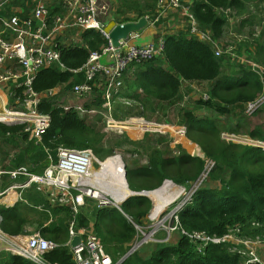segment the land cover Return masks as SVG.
<instances>
[{
	"label": "trees",
	"instance_id": "1",
	"mask_svg": "<svg viewBox=\"0 0 264 264\" xmlns=\"http://www.w3.org/2000/svg\"><path fill=\"white\" fill-rule=\"evenodd\" d=\"M118 1L120 9L116 22L120 24L137 22L145 15L153 14L158 2ZM191 8L201 27L210 29L217 41L223 36L227 24L224 14L219 12L220 8H233L240 16L247 13L244 0H192ZM62 10L60 7L53 8L51 14H62ZM72 34L77 36V32ZM79 36L78 43H64L60 47L61 63L67 70L63 71L60 65L42 70L33 83L36 93L42 94L59 86H67L66 90H71L75 85L85 82L83 71L73 74L71 70L82 68L90 53L101 51L108 42L94 30ZM164 39L163 57L133 65L130 67L134 69L132 77L127 75L130 69L125 75L126 90L121 98L138 103L142 111L137 113L135 107H121L115 117H145L147 110L155 112L162 104L173 106L180 99L183 82H208L211 84L208 101H198L193 109H180L181 123L187 127V138L195 145L190 152L201 154V148L204 159L192 157L180 145L179 154L175 155L169 145H163V140L157 141L152 134L140 141L128 138L117 140L113 143L115 147L143 152L148 160V165L127 167L126 178L130 190L153 191L166 180L175 185L187 186L202 178L208 164L212 162L215 165L194 194L192 204L179 213L181 226L189 232H206L218 237L239 227L242 236L264 237V149L227 142L222 138L224 132H231L264 143V125L241 132L242 126L230 131L224 122L236 108L245 113V105L258 98L263 91L260 77L254 73L251 65L244 66L235 60L233 64L228 55L217 58L211 44L193 38L187 32L166 35ZM255 53L254 59L264 66V44H259ZM94 92V106L99 109L104 103L103 88H95ZM39 109L50 115L52 120L40 143L31 141L23 131V126L0 124V167L3 171L27 167L32 173L42 174L50 164L49 157L57 162L60 147L92 149L98 157L113 155V146L108 149L104 147L106 134L95 131L75 111L66 113L48 99ZM248 118L246 115L244 120ZM245 126L248 124L245 123ZM160 144L163 147H159ZM25 180L24 177L11 180L8 174H3L1 189L5 191L14 183ZM35 190L33 187L23 192L22 197L26 202L19 201L13 207L0 205V214L3 216L0 228L9 237H18L32 235L27 230L32 227L34 232L55 243L57 247L43 256L47 264H77L72 250L67 246L69 227L73 221L75 229L85 228L99 236L105 250L117 264L141 235L137 227L147 231L144 222L153 208L152 200L146 196L130 197L121 206L123 212L115 207L100 209L94 200L86 198V206L74 215L70 207L52 205L45 194ZM150 196H154V193ZM144 247L122 264H242L239 255L229 252L228 244L211 245L204 254H199L187 238L178 234L172 243L152 246L149 255L141 254ZM0 264L36 263L1 250Z\"/></svg>",
	"mask_w": 264,
	"mask_h": 264
},
{
	"label": "built area",
	"instance_id": "2",
	"mask_svg": "<svg viewBox=\"0 0 264 264\" xmlns=\"http://www.w3.org/2000/svg\"><path fill=\"white\" fill-rule=\"evenodd\" d=\"M53 1L55 0H0V91L4 92L8 98L6 103L1 99L4 107V112L1 115L12 118L9 123L0 120V124L23 126V131L29 135V139L37 143L42 142L52 122L51 116L42 113L39 109L47 99L52 100L57 108H61L66 113L75 111L83 120L90 115L100 113L107 120L109 128L122 125L115 122L111 118V114L113 104L123 91L126 72L133 65L163 57L165 51L164 38L166 34L160 36L156 44L151 43L145 46L131 44L129 40L121 41L118 51L112 44L110 31L104 22V16L108 11L106 6L99 5L96 0H63L60 7L64 12L52 15ZM191 6L192 0H159L155 23L167 18L170 14L172 15L175 10L185 19V24L187 23L188 27L185 26L183 30H187L191 37L211 44L215 56L218 58L230 55L213 38L210 29L201 27L192 13ZM260 9L264 12V6H260ZM219 12L229 18L232 8H220ZM236 20L242 22L246 20V17L240 16ZM88 30L99 33L108 44L101 51L91 52L82 68L71 70L73 74L83 71L86 77L85 82L75 85L71 90H66L67 86H59L42 94L36 93L33 83L42 70L54 65H60L62 69L67 70L61 63L60 47L65 43L68 34L71 33V36L67 38V41L73 40L78 43V35ZM72 32H77V36L73 37ZM103 58L104 61H102ZM233 59L239 64L249 62L254 73L260 77L263 92L254 101L245 105L246 115L253 117L264 110V66L237 56ZM98 81L103 83L101 87L98 85ZM95 88H103L104 103L101 109L90 110L79 102L91 96ZM19 90H21V94ZM66 96L67 100L73 102L65 104L64 97ZM205 98L209 99L208 96ZM11 99L14 100L12 105L14 108L7 109ZM126 124H131L137 132L160 131V128L163 127L145 121L144 117L130 120ZM153 127L156 128L153 129ZM178 133L181 138H185L187 127L181 128ZM228 134L224 136V140L227 142L258 147L261 144L253 141L250 137ZM93 152L92 149L77 150L60 147L57 151V162L54 161L41 175L30 173L26 168L9 172L2 171L0 168V205L3 204L2 200L10 191L17 192L37 186L38 191L48 195L51 204L70 206L74 215L78 214L80 208L86 206V198L95 200L100 209L115 207L122 210L121 206L129 198L120 203L122 204L120 206L114 197L101 194L84 182V179L92 177L91 170L97 161ZM100 164L102 168L103 163ZM214 165L212 162L208 164L206 173L199 179V184L207 178ZM106 173L114 178L110 171L107 170ZM3 174H8L12 180H17L19 177H25L26 180L23 183H14L3 191L1 189ZM196 191L182 199L169 215L162 217L166 209L155 219L151 214L149 219L156 222V225L153 227L152 234L145 235L140 242L136 240L137 243L135 242L134 246L137 247V250L143 245L154 242L170 243L173 236L178 234L187 238L196 247L199 254H204L211 245L228 244L229 252L239 255L242 258V264H264V237L242 236L239 227L229 230L223 237H218L211 236L206 232H189L181 226L179 213L187 205L192 204ZM2 222L3 216L0 214V226ZM168 222L170 224L167 227L165 224ZM159 226H162L165 230L163 232L166 233V237L160 241L155 239L156 233L161 231ZM76 236H81L82 239L79 246L72 248L77 264H114L101 239L87 229H75L73 221L69 227L68 246ZM0 239L7 245L1 250L22 256L36 264H47L43 258L44 254L57 247L55 243L42 237L40 233L30 236L26 243L17 244L0 228Z\"/></svg>",
	"mask_w": 264,
	"mask_h": 264
},
{
	"label": "rangeland",
	"instance_id": "3",
	"mask_svg": "<svg viewBox=\"0 0 264 264\" xmlns=\"http://www.w3.org/2000/svg\"><path fill=\"white\" fill-rule=\"evenodd\" d=\"M105 2L108 3V5H105L106 9L108 11H107V16L104 17V22L107 25V29L111 32V30L113 28V27H111V25L113 23L120 24V23L116 22L117 11L120 9V2L118 0H105ZM244 2L247 5V13L244 14V16L246 17V23L242 24L240 21L236 20L238 17H240V15H238V12L232 8V13L229 15V18L224 15L226 20H227V24L224 28L223 36L218 40L220 46L226 52L230 53V55H228L227 57L233 61V64H235V61H236V60L234 61V59H233L235 56L245 58L246 60L249 59V60L257 61L256 59H254L255 55H256V53H255L256 48L259 44H264V14H263V10L260 9V6H264V0H253L251 2H250V0H244ZM254 3H255V5L252 7L251 5H253ZM157 12H158V2L156 4L155 12L153 14H147L144 16L147 18L149 26H150V22H151V24L152 23L159 24L161 22V20H163V19H161L160 22L155 23V19L157 17ZM241 16H243V15H241ZM180 22H182V18L180 19ZM187 27L188 26L186 23V28ZM181 29L173 30V33L171 31L170 32L165 31L163 34H166V33L174 34L176 31L181 30ZM141 32H143V30ZM141 32L135 33L133 35H137L136 37L139 39V35ZM183 32L188 33L187 30H183ZM133 35H131V36H133ZM69 36H71V33L68 34V37ZM159 39H160L159 36H156L155 39H153L151 42H149L147 44H144V45H138L137 44V45L138 46H145V45H149L151 43L156 44L159 41ZM77 40H79V39H77ZM130 40L132 41V39H130ZM70 42H72V41H69L67 43H70ZM131 44H135V43L131 42ZM240 50H242L244 52H242ZM222 57H224V56H222ZM104 60L105 59L103 58L102 61H104ZM257 62L259 63V61H257ZM259 64L262 65L261 63H259ZM242 65L248 66V65H250V63L249 62H242ZM130 71L127 74L128 77H130V75H131ZM98 85L101 87L103 85V83L101 81H98ZM210 86H211V84L207 83V85L204 87V89L201 90L199 93L194 94L193 97L188 95L187 90H185V93H182V86H181L180 99L173 106L169 107L167 104H162L158 107V109L155 112L151 111V110H147L144 114L145 121L153 123L156 126H161V127L163 126L164 128L163 127L160 128V131L152 130V131H148V132H138L137 133L136 131H134L131 124H126V123H128V121H130V120H137L139 118L142 119V117H132V116L126 117V118L125 117H120V118L115 117V115H118L119 109L121 107H135L136 108L135 111L137 113H139V111H142V109L140 108V105L138 103L132 102V101L127 100V99H125L127 101H124L121 98V94H123V92L126 90V86L124 85L123 91L120 94V97L113 104V112L111 114V118L115 122L121 123L122 125H118L116 127L109 128L108 124H107V120L104 118L103 114H100V113H97L96 115H90L89 117L84 118L85 122L88 125H90L91 127H93L95 131H97L99 133L106 134L105 140L103 142L104 147L106 149H108L109 147L113 146V149H114L113 155H111L109 157H106L107 155H103V156L98 157L93 152L95 159L97 160L96 163H94V167H93L94 170L99 171L101 168L100 163H104L109 159H114L115 157L116 158L118 157V159L120 158V160L124 166L123 167L124 174L127 171L128 166H131V167L132 166H134V167L138 166L139 167V166L148 165L147 157L143 152L132 151L128 147H115L113 145V143L117 140H122L124 138H128V139L133 140V141H140V140L144 139L146 135H150V134L154 135L155 139H157V141L163 140V145H169V147L174 151L175 155L179 154L178 147L180 145L187 152L189 151L188 153L192 157H199V158L204 159L202 149L200 148L201 154H197V155L192 154L190 152L191 146L188 144V142H190L191 144H193L194 142L192 143V141H190L187 138V135H185V138L184 137L181 138V135H179L178 132L180 131L181 128L186 127L185 125H183L181 123L182 119L180 116V113H181L180 109H193L198 101H200V100L208 101L210 99V96L208 94ZM205 96H208L209 99L205 98ZM95 101H96V94L94 92L91 96L84 98L79 103L86 106L90 110H97L98 108L94 106ZM64 102H65V104H69L70 102H73V101L67 100V96H66V97H64ZM125 103H128V105H125ZM89 106H90V108H89ZM11 108H14V107H12V105L9 104L7 106V109H11ZM138 108H140V109H138ZM99 109H101V108H99ZM3 112H4V107H3V103L1 102V99H0V114H3ZM203 112L205 113L206 111H203ZM244 118H246L245 113L241 112L240 108H236V110L233 111L232 114H230L227 118L224 119V122H225V125H227L229 127L230 131L235 130L238 126H242L243 129L241 132H247L248 129H250V128L254 129L257 126L264 125V110L259 112L256 115H254L253 117H249L248 120H244ZM245 123H247L248 126H245ZM155 128L156 127H153V129H155ZM230 133L231 132H224L222 138L224 139L225 134L230 135ZM233 134H235V133H233ZM237 136H243V135H237ZM244 137H248V136H244ZM256 145H258V144H256ZM158 146L163 147L161 144ZM13 154L14 153H12L11 158L14 157ZM49 160H50V164H49V167H50L54 163V160L50 159V158H49ZM7 164L9 165V162H7ZM49 167H46L43 170V173ZM1 170L3 171L4 169L1 168ZM27 171H29V170L27 169ZM7 172H9V171H7ZM30 173H32V172H30ZM33 174H38V173H33ZM38 175H41V174H38ZM111 178L109 180H107L108 186L111 184ZM114 178H112V179H114ZM169 181L170 180L164 181L162 186L156 190L146 191V192H151V193L156 192V193H154V196L149 197L153 202V208H152L151 212L149 213L148 217L146 218V220L144 222L146 224L147 231L144 232L140 227H138V230L140 231L141 235L138 236L137 242H140L141 239L145 235L152 234V232L154 230L153 227H154V225H156V222L150 221L149 217L151 214H153L154 210H156L154 212V215L156 216L157 211H159L161 209V206H163L164 202L169 203L179 192H182V194L178 195L165 208L166 211H164V214L162 217L169 215L176 208V206L180 203V201L182 199L187 198L195 190H198L200 188L201 183H202L201 182L199 184L198 183L199 180H198L195 182H190L187 186H179V185H175ZM167 182L171 183L174 186L170 189H166V190H168V193L166 194V191H164L163 188L166 186ZM102 183H104V182L102 181ZM126 183H127V187L129 189V191L131 192L127 198L133 197V193H136L135 196H141L139 193L145 192V191L133 192L132 190H130L127 180H126ZM33 187L36 190H38L37 186H33ZM33 187H31V188H33ZM89 187H92L95 190H97L94 186L89 185ZM157 191H159L160 193ZM178 199H180V200H178ZM121 205L122 204H120V206ZM155 207H156V209H155ZM155 216H154V219H155ZM162 217H161V219H162ZM169 224H170V222H168L165 225L168 227ZM159 228L161 229V231L156 233L155 239L160 241L166 237V233L163 232L165 230L162 226H159ZM164 234H165V236H164ZM171 240L172 241L170 243L173 242V238ZM155 244H159V242L158 243H155V242L150 243V244H148V246L143 245L146 247H144V249H142L140 251L141 254H144V255L148 254L149 255L151 253L152 248H153L152 246H155ZM3 245L7 246L6 242H4L0 239V250L4 247ZM21 245H23V244H21Z\"/></svg>",
	"mask_w": 264,
	"mask_h": 264
},
{
	"label": "crops",
	"instance_id": "4",
	"mask_svg": "<svg viewBox=\"0 0 264 264\" xmlns=\"http://www.w3.org/2000/svg\"><path fill=\"white\" fill-rule=\"evenodd\" d=\"M63 0H55L53 1V6L51 8V10L56 7H60V4ZM98 2L99 5L101 6H105L108 5V3L105 2V0H96ZM253 1V0H250V2ZM253 3V2H252ZM59 5V6H58ZM255 5V3L253 5H251L252 7ZM61 8V7H60ZM62 10V8H61ZM64 11L62 10L60 13H63ZM264 14V12H263ZM57 15V14H56ZM107 16V13L106 15ZM104 16V17H105ZM244 16V15H243ZM123 17V16H122ZM120 17V18H122ZM181 14H178L177 11H173L172 15L170 14V16H168L167 18L161 20V22L159 24H154L150 22V26L148 24L147 28H145L143 30V32L140 33L139 35V39L136 37L137 35H133L130 37V39H132V41L129 39V42H133L135 44H138V45H144V44H147L149 42H151L153 39H155L156 36H162L163 33L166 31V32H172L173 33V30H177V29H181V30H178L176 31L175 33H179V32H182L183 31V28L186 26L185 24V19L182 18V22H180V19H181ZM244 24L246 23V21L243 22ZM242 23V24H243ZM116 24L113 23L111 25V27H114ZM163 31V32H162ZM166 35H170L169 33H166ZM79 36V35H78ZM73 37H75L73 35ZM68 38V37H67ZM67 38L65 40V43L69 42L67 41ZM73 40L72 42L68 43V44H73ZM131 73L133 72L134 69H130ZM130 77H132V75H130ZM208 82H202V83H197V82H183L182 83V93H185V90H187L188 92V95L193 97L194 94L196 93H199L201 90L204 89V87L207 85ZM209 85V84H208ZM3 95H4V92L0 91ZM0 93V94H1ZM5 96V95H4ZM0 99H3V97L0 95ZM5 99L7 100L8 98L5 96ZM12 100V99H11ZM10 100V104L13 105L14 104V100L13 102ZM193 143V142H192ZM192 146H195L194 143L192 144ZM191 148V147H190ZM22 168H26L28 169L27 167H22ZM172 188L171 185H169L167 187V189H170ZM24 191H27V190H18L17 192L16 191H13L14 192V197H11L9 193H7V195L4 197V199L2 200V205L3 206H6V207H13L15 204H17L19 201H22L24 200L23 197H22V194ZM35 191H38V190H35ZM40 192V191H38ZM43 194H45L44 192H41ZM46 195V194H45ZM47 198H48V195H46ZM49 200V198H48ZM26 202V200H24ZM95 201V200H94ZM50 202V201H49ZM96 202V201H95ZM87 203V202H86ZM53 205V204H52ZM59 206V205H58ZM96 206H97V202H96ZM70 207V206H68ZM98 207V206H97ZM71 208V207H70ZM85 229V228H84ZM28 231L32 232L33 234L32 235H29V236H18V237H10L11 240L17 244L19 243H24L30 236H33L35 234H38V232H34V229L32 227H28L27 228ZM91 232V231H90ZM93 233V232H92ZM95 234V233H93ZM96 235V234H95ZM97 236V235H96ZM99 237V236H98ZM100 238V237H99ZM101 239V238H100ZM102 241V240H101ZM69 242V241H68ZM68 246V244H67ZM104 246V245H103ZM70 249L72 250V247H71V243H70ZM107 252V251H106ZM110 255V254H109ZM111 256V255H110ZM112 258V257H111ZM113 260V259H112Z\"/></svg>",
	"mask_w": 264,
	"mask_h": 264
},
{
	"label": "bare ground",
	"instance_id": "5",
	"mask_svg": "<svg viewBox=\"0 0 264 264\" xmlns=\"http://www.w3.org/2000/svg\"><path fill=\"white\" fill-rule=\"evenodd\" d=\"M0 95L3 97L4 102L6 103L5 96L3 94H0ZM0 120L3 122L9 123L12 120V118L8 117L7 115H1L0 114ZM134 131H136V130H134ZM188 144L191 146L190 149H193L194 146H192V144L190 142H188ZM107 170L113 174V176L115 177L114 179H112L110 176H108V174L106 173ZM123 172H124L123 165H122L120 158L118 159V157H117L114 159H109L105 163H103L102 168H100L99 171H95L93 168L91 170L92 177L89 179H84V182H86L87 185L94 186L97 189V191L101 194L111 195L120 204V203H123L124 200L131 193L127 187V183L125 181V178L123 177ZM110 178H111V184L108 186L107 180H109ZM102 181L104 183H102ZM169 185H171L172 187L174 186L171 183L167 182L166 186L163 188V190L166 191V194L168 193V190H166V189ZM157 192H159V191H157ZM153 193H156V192H153ZM153 193H150V195ZM180 194H182V192H179L169 203L164 202L163 206H161V209L159 211H157L155 218L162 211H164V209ZM9 195L11 197H14L15 194L13 191H11ZM26 242H27V240L24 243H26Z\"/></svg>",
	"mask_w": 264,
	"mask_h": 264
},
{
	"label": "water",
	"instance_id": "6",
	"mask_svg": "<svg viewBox=\"0 0 264 264\" xmlns=\"http://www.w3.org/2000/svg\"><path fill=\"white\" fill-rule=\"evenodd\" d=\"M148 26V20L146 17H142L139 21L137 22H128V23H124V24H116L111 32H110V39L112 41L113 46L119 51L120 49V45H121V41H126L128 40L131 35L141 32L142 30H144L146 27ZM63 71H66L65 69H62ZM264 143H261L259 147H263ZM264 148V147H263ZM127 173L125 172L124 174V178L125 181L126 179ZM199 180V179H198ZM171 183H173L172 181H169ZM174 184V183H173ZM150 193L151 192H143V193H139L141 196H147L150 197ZM136 193H133V196H135ZM120 211H122L121 209H119ZM148 236V235H147ZM81 236H76L73 238V240L71 241V247L75 248L77 246H79L81 244ZM137 247L134 246L123 258L122 260H120L117 264H122L128 257H130L134 252H136Z\"/></svg>",
	"mask_w": 264,
	"mask_h": 264
}]
</instances>
